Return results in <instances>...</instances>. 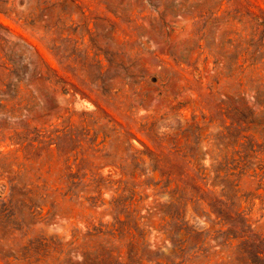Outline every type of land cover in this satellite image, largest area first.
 Returning <instances> with one entry per match:
<instances>
[{
    "label": "rangeland",
    "instance_id": "obj_1",
    "mask_svg": "<svg viewBox=\"0 0 264 264\" xmlns=\"http://www.w3.org/2000/svg\"><path fill=\"white\" fill-rule=\"evenodd\" d=\"M0 264H264V0H0Z\"/></svg>",
    "mask_w": 264,
    "mask_h": 264
}]
</instances>
